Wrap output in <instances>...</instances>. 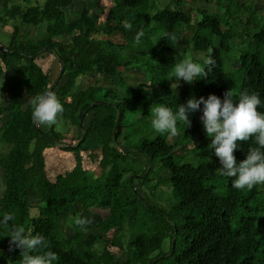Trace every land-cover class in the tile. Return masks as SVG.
<instances>
[{"label":"trees","instance_id":"trees-1","mask_svg":"<svg viewBox=\"0 0 264 264\" xmlns=\"http://www.w3.org/2000/svg\"><path fill=\"white\" fill-rule=\"evenodd\" d=\"M82 1L75 20L66 10L78 0H6L0 11V23L12 27L7 45H0V78L9 75L7 102H0V145L10 146L0 155L6 183L0 218L11 213V224L45 236L49 250L59 256L54 264H264V185L237 190L231 186L234 178L220 174L219 158L208 147L211 139L199 117L202 110L190 114L191 126L178 123V139L169 141L166 133L146 139L137 150L169 172L178 199L170 211L151 205L134 187V175L124 180L129 172L120 162L126 150L116 148L130 136V122L124 121L127 109L146 112L163 104L175 112L190 96L207 99L215 94L223 99L235 76L238 94L247 90L264 101V23L246 17L258 16L256 1L216 0L219 9L213 13L207 7L210 0L204 8L190 5L188 11L170 4L161 7L162 0ZM174 1L180 7L184 3ZM94 2L100 7L97 12ZM44 25L41 38H30L28 29ZM141 30L137 43L134 38ZM165 33L174 34L175 40ZM190 49L211 54L216 64L206 78L187 84L190 95L179 97L171 89L175 64L185 59L203 63ZM46 53L55 57V67L60 65L53 83L52 75L37 63ZM228 65L232 74L226 71ZM130 70H139L149 81L128 83L124 89L121 84ZM79 78H92L93 83L82 89ZM47 90L56 93L64 112L45 130L35 126L32 105L21 96L33 99ZM63 121L79 131L76 143L62 146L76 164L52 181L46 156L63 144V134L56 129ZM238 144L237 163L246 159L249 146H256L254 140ZM86 151L93 162L99 160V176L84 169L81 154ZM144 177H137L141 188L151 184ZM80 207L109 210L95 227L99 234L117 230L113 244L122 259L98 247L103 243L99 236L85 237L86 231L74 224ZM64 218L74 230L72 236L64 232ZM129 229L134 237L120 247L116 240ZM9 231L0 227V264H20V250L9 252Z\"/></svg>","mask_w":264,"mask_h":264},{"label":"clouds","instance_id":"clouds-1","mask_svg":"<svg viewBox=\"0 0 264 264\" xmlns=\"http://www.w3.org/2000/svg\"><path fill=\"white\" fill-rule=\"evenodd\" d=\"M130 29L131 25L126 24ZM143 31L137 33L134 38L140 42ZM164 37L175 40V35L165 33ZM216 61L209 54L203 59V63L192 59H185L175 64L171 76V89L177 90L180 81L191 85L199 78H206L215 67ZM32 105L31 118L38 127H52L58 123V117L64 112V107L55 92L47 90L37 95L30 101ZM201 105L203 108L201 109ZM264 107V101L259 94H249L247 90L236 94L228 89L223 94V99L210 94L207 99L191 97L186 103L177 104L174 112L163 104L152 109L151 124L159 134H168L171 137L179 135L177 127L182 122L186 127L191 126L190 114L202 110L200 120L205 134L211 139L209 149L215 150V156L219 158L221 167L217 169L221 175L234 178L231 186L237 190H252L258 185H264V112L258 111ZM254 140L255 147L249 146L246 159L237 163L234 155L238 148V142ZM15 217L6 213L0 218V227L9 228V252L20 250V264H54L59 256L49 250V244L45 236L32 234L22 226L11 224ZM74 224L81 230L87 231V226L92 223L89 217L77 216Z\"/></svg>","mask_w":264,"mask_h":264},{"label":"rangeland","instance_id":"rangeland-1","mask_svg":"<svg viewBox=\"0 0 264 264\" xmlns=\"http://www.w3.org/2000/svg\"><path fill=\"white\" fill-rule=\"evenodd\" d=\"M209 0H184V3L182 7L178 6L174 0H162L160 1L161 7H164L166 4L172 5L174 8L178 10H184L188 11L190 5H195L197 7L204 8L203 6L206 4V2ZM240 4L242 2H247L249 0H239ZM257 3L256 10L257 15L261 16H246L247 18H250L252 22L255 24L256 22H262L264 23V0H255ZM6 0H0V11L4 8L6 4ZM95 4V12L99 10V4L98 2H94ZM105 5L111 6L112 3H108L105 1ZM209 5V6H208ZM207 5L209 11L213 13L214 11L218 10V4L216 0H210V3ZM83 7V1L74 2L73 7L70 8L69 10H66L68 13V16L72 19L75 20L74 13L80 10ZM196 13V12H195ZM195 21L198 18L195 15ZM263 19V20H262ZM242 21L244 20V17L242 16ZM264 28V26H263ZM30 32V38L36 39V38H41L43 36V33L45 32V25L35 29V28H30L28 29ZM12 32V27L11 26H3L2 23H0V45L6 46L10 37V34ZM26 33V31H25ZM239 36H242L240 33ZM264 49V47H263ZM190 55L198 58V60L203 61L205 57V53H192V49H190ZM183 56H180L179 60L183 59ZM55 62L56 59L54 56L50 55L49 53L43 54L39 59L37 60V63L42 67V69L49 73L51 78V82L53 83V80H55L58 77L59 70H60V65L58 63V66L55 67ZM226 71L228 74H232L233 71L231 70L230 66H226ZM13 72V71H12ZM127 74H129L130 77H126L125 82L121 84L124 89L127 88L128 83L131 86H137L139 84H144L147 83L149 80L147 79L146 75L141 73L139 70H130L127 71ZM9 75L5 74L0 78V102L5 104L7 102V97H6V91H5V85L7 82ZM234 80L239 81L237 76L234 77ZM234 81L231 84V89L233 90L234 93L238 94L237 92V82ZM175 81H173L174 83ZM93 83L92 78H79L77 81V84L81 85L80 87L82 89H86L89 84ZM180 87L177 90H174L175 93L179 97H183L186 93L191 94V92L188 91L187 88V83H185L183 80L180 82ZM193 84V83H192ZM120 86V87H121ZM239 87V84H238ZM193 96H190V98ZM23 102L25 104L30 103L31 97H25L21 96ZM111 102H115V98H109ZM147 113V114H146ZM92 116L90 114L85 122V126L88 123L89 118ZM201 117V116H199ZM152 110L146 111V112H133L130 113V111L127 109L125 113V119L124 121L129 123V134L130 136L128 139L126 138L125 140H120L122 143V146L116 147L119 149L121 152L123 151L122 148H124V151L126 150V154L122 156L120 166L123 169H126L129 174L125 176L124 180H127L130 178V176H135L134 180V187L138 190H141L140 193H142V196L150 202L151 205L157 206L161 209H164L166 211H170V209L178 202V199L176 198L172 187L169 184V172L164 169L162 166H158L156 163H151L148 159H145L146 157L138 153L137 150L140 148L141 143L145 141L146 139H153L159 135L157 133L151 124L152 120ZM1 127V123H0ZM45 130H47L44 127ZM56 129L58 132L63 134V144H60L58 147L52 148L49 156H46V171L47 175L50 180L55 181L56 177H60L62 174H65L68 171H71L76 164L75 158L72 153L66 152L62 149V146H70L71 144L76 143V139L74 137H77L79 134L78 128L73 127L69 122H61L59 125H57ZM127 129V128H126ZM164 135V134H163ZM203 135L200 136V138ZM74 138V139H72ZM171 136L168 137L169 141H171ZM176 139L179 138V135L175 136ZM10 146L7 145H0V155L5 156L9 152ZM196 149V148H195ZM101 151V150H100ZM98 150L97 153L100 152ZM196 151V150H195ZM177 152H180V150H177ZM102 153V152H101ZM100 153V154H101ZM83 157V166L84 169L89 170L91 172H94L96 176H99L101 173V168L99 165V160L96 162H93L90 159V152L86 151L83 152L82 154ZM193 156V155H191ZM101 159V158H100ZM147 175L148 180H151V184L144 185L143 188H141L142 183L138 181L137 177H140L142 181H144V176ZM144 177V178H143ZM146 180V179H145ZM5 177H4V170L0 167V197L4 192L5 189ZM141 188V189H140ZM78 216H84V217H89L92 220L91 228L90 230L85 232V237L88 236L89 234H94L99 236L101 241L103 243H99L98 247L104 248V251L106 253L110 254H116L117 256L120 257V259L123 258L119 248L115 247L113 244V239L115 238L117 234V230H113L107 234H99L98 230L95 227V224L97 222H101L103 218L107 217L109 215V210H98L96 209L95 212L93 210H85L82 207L78 208ZM63 225H64V232L67 236H72L74 233V230L69 223V221L64 218L63 220ZM134 237V231L129 229L120 234V237L117 238L116 242L119 244L121 247L120 243H123V245H126L129 241L132 240ZM165 249H169V244L167 243L165 245Z\"/></svg>","mask_w":264,"mask_h":264},{"label":"water","instance_id":"water-1","mask_svg":"<svg viewBox=\"0 0 264 264\" xmlns=\"http://www.w3.org/2000/svg\"><path fill=\"white\" fill-rule=\"evenodd\" d=\"M0 50H4V47H1ZM37 127V125H35ZM175 240L173 241V245H175Z\"/></svg>","mask_w":264,"mask_h":264}]
</instances>
